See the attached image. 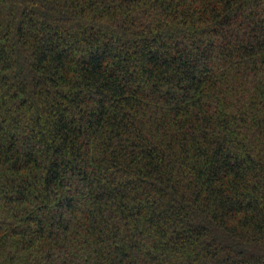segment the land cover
<instances>
[{"label":"trees","instance_id":"1","mask_svg":"<svg viewBox=\"0 0 264 264\" xmlns=\"http://www.w3.org/2000/svg\"><path fill=\"white\" fill-rule=\"evenodd\" d=\"M0 264H264V0H0Z\"/></svg>","mask_w":264,"mask_h":264}]
</instances>
